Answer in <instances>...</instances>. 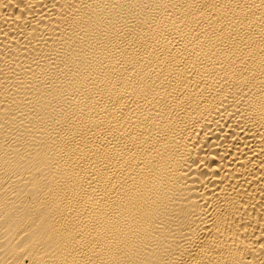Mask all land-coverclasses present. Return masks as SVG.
Returning a JSON list of instances; mask_svg holds the SVG:
<instances>
[{
  "label": "bare ground",
  "instance_id": "6f19581e",
  "mask_svg": "<svg viewBox=\"0 0 264 264\" xmlns=\"http://www.w3.org/2000/svg\"><path fill=\"white\" fill-rule=\"evenodd\" d=\"M0 264H264V0H0Z\"/></svg>",
  "mask_w": 264,
  "mask_h": 264
}]
</instances>
